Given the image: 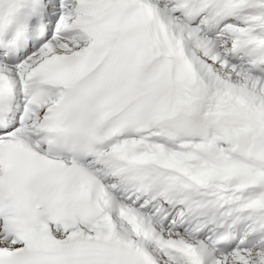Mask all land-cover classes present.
Instances as JSON below:
<instances>
[{
	"label": "snow or ice",
	"instance_id": "snow-or-ice-1",
	"mask_svg": "<svg viewBox=\"0 0 264 264\" xmlns=\"http://www.w3.org/2000/svg\"><path fill=\"white\" fill-rule=\"evenodd\" d=\"M0 264H264V0H0Z\"/></svg>",
	"mask_w": 264,
	"mask_h": 264
}]
</instances>
